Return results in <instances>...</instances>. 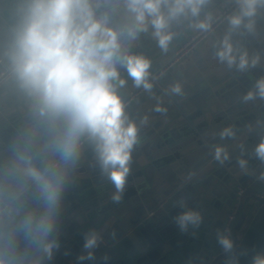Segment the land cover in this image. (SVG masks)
<instances>
[{
    "label": "clouds",
    "instance_id": "1",
    "mask_svg": "<svg viewBox=\"0 0 264 264\" xmlns=\"http://www.w3.org/2000/svg\"><path fill=\"white\" fill-rule=\"evenodd\" d=\"M211 0H0V88L23 98L26 123L7 142L0 140V264H50L59 250V228L66 193L87 147L101 176L119 200L138 143V126L126 110L120 89L121 70L134 87L151 91V61L132 51L142 34L151 31L162 51L173 39L172 24L187 21L200 31L211 28L205 13ZM228 32L217 57L244 73L259 63L234 45L239 31L252 33L264 0H232ZM174 85L172 91L180 92ZM264 99V77L244 101ZM230 129L221 138L230 136ZM264 162V139L255 146ZM226 150L216 148V159ZM242 165L244 161L240 162ZM183 209L174 221L181 231L202 223L199 211ZM100 236L84 235L83 261L93 260ZM217 243L227 264H239L225 230ZM252 264H264V254Z\"/></svg>",
    "mask_w": 264,
    "mask_h": 264
},
{
    "label": "water",
    "instance_id": "2",
    "mask_svg": "<svg viewBox=\"0 0 264 264\" xmlns=\"http://www.w3.org/2000/svg\"><path fill=\"white\" fill-rule=\"evenodd\" d=\"M215 2L212 0L210 3ZM261 77H264V59L244 73L235 67L230 69L217 83H212L201 92V104L196 111L205 131L199 130V123L182 117L163 128L139 149L154 168L175 161L180 166L186 164L185 155L189 157L208 153L215 158L213 166L216 170L213 175L230 191L224 199L217 198L216 204L205 200L199 205H185L200 212L202 223L181 231L184 232L182 240L174 243L159 228L160 224L170 220L167 214L156 222L154 218L148 219L133 232L137 241L128 254L121 253L120 244L102 246L95 252L93 260L79 264H227L226 254L217 243V233L223 232L224 222L214 220V228L208 227L211 225L210 219H213L209 214L211 207L217 209L221 202L226 206L227 213L232 214L227 231L236 251L246 253L240 256L239 264H252L255 255L264 254V182L261 181L264 180V174L254 179L252 188L242 183L250 175L255 177L253 170L264 172V162L254 152L255 146L264 139V99L256 98L247 102L243 99ZM12 113H0V140L4 142L26 123V119L21 118L24 113ZM225 122L229 123L226 129H230L232 135L222 139L224 130L219 132L217 128ZM207 130L211 132L209 136L204 135ZM218 146L226 150L227 158L222 154L219 160L216 159ZM241 161L245 163L242 165ZM236 165L249 168L250 173L248 177L233 182L230 168ZM96 169H99L97 164L83 162L72 174L73 180L66 193L59 228L60 248L50 264H62L68 246L76 243L82 245L85 233L97 228L92 225L93 218L108 215L116 203L112 197L103 207L102 203L114 186L106 180L93 182L91 173ZM237 186L244 188L239 194ZM220 191H223V187ZM162 208L168 210L167 205ZM206 216L208 218H204ZM149 228L155 230L158 238L156 241L143 242L139 235L146 236Z\"/></svg>",
    "mask_w": 264,
    "mask_h": 264
},
{
    "label": "crops",
    "instance_id": "3",
    "mask_svg": "<svg viewBox=\"0 0 264 264\" xmlns=\"http://www.w3.org/2000/svg\"><path fill=\"white\" fill-rule=\"evenodd\" d=\"M234 9L235 4L232 0H216L215 3H209L201 15V18H204L205 13L212 17L211 28L208 31L190 27L187 21L174 22L171 28L174 35L167 51L159 48L151 31L142 34L141 38L134 43L132 51L145 55L151 61V69L160 71L159 78L165 93L152 88L150 92L143 91L126 104L130 118L137 123L139 129L138 143L133 149L130 172L120 199L115 200L116 203L111 207L108 215H99L92 220V225L97 227L93 231H96L101 238L94 254L102 246L115 244H120L119 249L122 254H128L133 243L137 241L133 236L136 228L143 221L154 218L156 222L166 214L170 220L160 224L159 228H162L165 236L174 243L179 242L184 236V232H181L174 221V217L183 211L179 203L199 205L202 201L211 200L216 204L217 198L224 199L230 191L213 175L216 170L213 163L216 161L208 153L189 157L185 155L187 163L181 166L175 161L164 167L154 168L148 164L146 157L139 149L163 128L182 117L199 123V130H206L196 110L201 104V92L212 83H217L230 69L234 68L222 63L216 55L219 42L228 32L227 18ZM232 41L237 47L246 50L250 57L259 56V61H262L264 59L262 55L264 54V9L256 17L255 30L252 33L242 30L236 32L232 36ZM121 76L126 80V85L120 89L126 101L128 94L138 88L134 87L124 70H121ZM174 85L180 86L179 93L172 91ZM13 111L24 113L21 118L26 119L25 101L21 97L9 94L6 88H0V113L13 114ZM228 126L229 123L225 122L217 130L223 131ZM210 134L209 130L204 133L206 136ZM83 162L96 164L93 153L87 147L81 156L80 163ZM230 170L233 174V182L248 177L250 173L249 168L240 165L232 166ZM252 172L255 177L250 175L242 181L247 188H252L254 179L264 174L259 170ZM91 176L93 182L108 181L101 176L99 169L93 171ZM115 194V188L109 191V197L102 203L103 207ZM166 205L168 210L164 211L162 206ZM209 214L213 218L210 219L209 228H214V220L220 223L226 222L230 216L223 202L217 209L211 207ZM145 234L146 236L139 235L143 242L158 238L155 230L151 228ZM84 243L85 241L82 245L76 243L68 246L62 264L81 263L78 257L86 255Z\"/></svg>",
    "mask_w": 264,
    "mask_h": 264
},
{
    "label": "built area",
    "instance_id": "4",
    "mask_svg": "<svg viewBox=\"0 0 264 264\" xmlns=\"http://www.w3.org/2000/svg\"><path fill=\"white\" fill-rule=\"evenodd\" d=\"M150 82L153 84L154 89H156L157 91H159L160 93H165V89L163 87V85L160 82V71L158 70H152L150 68ZM143 91H145L143 88H138L132 92H130L127 96V100L125 101V103L127 104L129 101L134 100L140 93H142ZM262 182H264V180H261ZM243 186H237V193L239 194L240 192L243 191ZM232 218V214H230V216H228V218L226 219V222H224V226H223V231H227V223L229 222V220ZM228 232V231H227Z\"/></svg>",
    "mask_w": 264,
    "mask_h": 264
}]
</instances>
